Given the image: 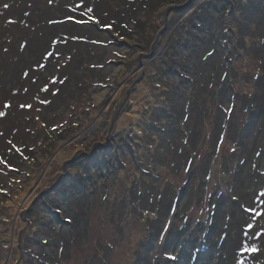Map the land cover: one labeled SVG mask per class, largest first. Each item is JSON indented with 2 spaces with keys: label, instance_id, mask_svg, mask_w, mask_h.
Listing matches in <instances>:
<instances>
[{
  "label": "rangeland",
  "instance_id": "1",
  "mask_svg": "<svg viewBox=\"0 0 264 264\" xmlns=\"http://www.w3.org/2000/svg\"><path fill=\"white\" fill-rule=\"evenodd\" d=\"M77 1L0 0V264H264V0Z\"/></svg>",
  "mask_w": 264,
  "mask_h": 264
},
{
  "label": "trees",
  "instance_id": "2",
  "mask_svg": "<svg viewBox=\"0 0 264 264\" xmlns=\"http://www.w3.org/2000/svg\"><path fill=\"white\" fill-rule=\"evenodd\" d=\"M96 0H94V2H95ZM159 2L160 3H158V4H162V3H166V1H162V0H159ZM17 3V7L19 8V6H20V4L18 3V2H16ZM145 6L147 5V3L145 2V4H144ZM86 9L87 8H85L82 4H81V2L80 1H77V2H73L72 3V6L70 7L69 6V8H68V12L69 13H76L77 15H78V11L79 10H82L83 12H86ZM93 9V8H92ZM176 9H178V8H176ZM122 12L123 11H121V13L120 14H122ZM72 16H74V15H72ZM88 16H94V17H98L97 16V14H96V12L94 11V9H93V11H92V13H90V14H88ZM110 16V20H109V22L111 23H109L111 26H112V28L116 31V33L118 34V37H121V38H125L126 37V35H124V33L125 34H127V35H129V34H131V33H129V32H132V31H129V32H126V30H128V26L127 25H125V23L124 22H119V20L117 19V17H115V15L114 14H110L109 15ZM135 21V25L134 26H136V27H142V25H143V21H141V20H139V19H135L134 20ZM5 22H6V20H5ZM52 22V21H51ZM117 26V27H116ZM123 26V27H122ZM130 38V37H129ZM252 104V107L253 108H256L257 107V103H251ZM41 126H44L43 127V129H44V131H45V134H49V131L47 130V128H53V127H51V126H48L47 127V125L45 126V123L44 122H42L41 123ZM42 129V128H41ZM42 129V130H43ZM75 147H77V148H80V147H78L77 145H75ZM239 150H237V149H232V153H230L229 155L231 156V162H232V165L234 164V163H236V166H238V159H239V152H238ZM38 164H40L38 161H36ZM41 165V164H40ZM31 166H33L32 165V163L30 162L29 164H28V167H31ZM69 172V171H68ZM59 174V173H58ZM71 174L70 173H68V175L67 176H70ZM29 191H26V190H22V191H20V194L21 193H28ZM37 197V195L36 196H34V198H36ZM17 204H16V206H20V203L19 202H21V203H23V199H21L20 201H19V198H18V196H17ZM19 201V202H18ZM26 210V208H23L21 211L22 212H24ZM2 221V223H7V220L6 219H2L1 220ZM205 252H207V250H205ZM160 261V263L161 264H176V257H165V258H162L161 260H159Z\"/></svg>",
  "mask_w": 264,
  "mask_h": 264
},
{
  "label": "snow or ice",
  "instance_id": "3",
  "mask_svg": "<svg viewBox=\"0 0 264 264\" xmlns=\"http://www.w3.org/2000/svg\"><path fill=\"white\" fill-rule=\"evenodd\" d=\"M50 2H51V0H50ZM81 4H83V0H81ZM5 7H8V5H5ZM92 11H93V9H92L91 7H88V8L86 9L85 15H88V14L92 13ZM89 20L94 21L96 24H100L99 19L96 18V17H94V16H89ZM78 23H88V21H86V20H80V21H78ZM101 27L111 28V25H110V24H102ZM211 54H212V53H209L208 55H211ZM48 55L51 56L52 53H48ZM117 55H118V54H117ZM45 90H46V89H45ZM41 103H49V101H47V100H43V101H41ZM4 107H5V108L10 107V104H7V103H6V104L4 105ZM20 107H21V108H25V107L30 108L31 105L22 104ZM4 115H5V113L2 112V111H0V117H2V116H4ZM57 211H59V209H57ZM251 250L254 251L255 249H251Z\"/></svg>",
  "mask_w": 264,
  "mask_h": 264
},
{
  "label": "water",
  "instance_id": "4",
  "mask_svg": "<svg viewBox=\"0 0 264 264\" xmlns=\"http://www.w3.org/2000/svg\"><path fill=\"white\" fill-rule=\"evenodd\" d=\"M176 8H178V7H176ZM168 12H169V9L165 11L164 24H165L166 16H167ZM128 95H129V92L127 93V98H128ZM115 120H116V118H115L114 121L111 123V125H110V129H112ZM52 188H53V187H51L50 190H51ZM37 197H38V196H37Z\"/></svg>",
  "mask_w": 264,
  "mask_h": 264
},
{
  "label": "bare ground",
  "instance_id": "5",
  "mask_svg": "<svg viewBox=\"0 0 264 264\" xmlns=\"http://www.w3.org/2000/svg\"><path fill=\"white\" fill-rule=\"evenodd\" d=\"M94 98H95L96 101H98V100H100V99L102 98V94H97V95L94 96ZM123 125H125V124H124V121H123V124L121 125V127H122Z\"/></svg>",
  "mask_w": 264,
  "mask_h": 264
}]
</instances>
